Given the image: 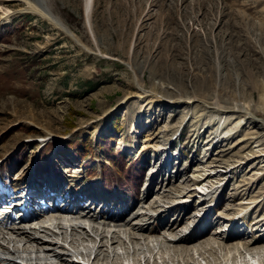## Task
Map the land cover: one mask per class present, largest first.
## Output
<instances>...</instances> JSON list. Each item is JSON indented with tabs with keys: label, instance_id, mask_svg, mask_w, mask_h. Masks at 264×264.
<instances>
[{
	"label": "rangeland",
	"instance_id": "374dc122",
	"mask_svg": "<svg viewBox=\"0 0 264 264\" xmlns=\"http://www.w3.org/2000/svg\"><path fill=\"white\" fill-rule=\"evenodd\" d=\"M30 1L0 0V188L47 186L33 162L53 143L63 200L148 224L137 243L122 236L116 264H218L228 248L239 262L236 247H264V0H91L88 18L86 0H45L60 25ZM39 215L26 227L51 228ZM71 220L48 242L82 236L67 224L92 235Z\"/></svg>",
	"mask_w": 264,
	"mask_h": 264
},
{
	"label": "bare ground",
	"instance_id": "6f19581e",
	"mask_svg": "<svg viewBox=\"0 0 264 264\" xmlns=\"http://www.w3.org/2000/svg\"><path fill=\"white\" fill-rule=\"evenodd\" d=\"M90 2L91 0H86V5H85L86 18H88L89 16L88 13H89V5L91 4ZM28 4L30 6L29 8L30 11L37 12L41 16L46 17L50 19L52 22H55L58 25H60V23L51 15V12L49 11V9L45 4V0H32L28 2ZM218 108L220 110L225 109L222 108V106H219ZM236 109H237L236 111L240 115L243 116L247 115V111H245L243 107H236ZM50 199L51 198L47 200ZM78 202H79L78 199L76 200L71 199L69 200L68 207L60 208L59 206L54 210H51L48 207H44L45 212L37 211V213L36 211H31L30 209L26 208L23 215L27 214L28 220L24 218L25 220H22L19 223V225L13 227L9 226V224L14 223L11 220V218L4 216L3 218H5L6 222L3 221V223L0 226V264H24V263L50 264L52 263V260H56L60 264H71L67 262L69 251L71 252L72 255L76 257L79 258L82 257L84 260L90 259L88 260L90 264H97L100 260H104V259L111 260L110 264H116L115 262H112L116 260V258H118L119 255L116 252L115 245L117 246L124 245L123 241H121L122 236L123 235L126 236L129 239V242L131 243L134 242L137 243L135 241L137 237L135 238L133 236L134 233L132 231L134 232H139L143 230L147 231L148 224L132 225L134 222L132 224L127 223L124 220L125 216L118 217L117 219H112L113 216L110 215L109 217H104V219L102 220L98 218H94V215L90 214V211L92 209L88 210V207H85L86 209L82 210V207L78 204ZM38 212H41V215L39 216H43V217L45 215L48 217L52 216L47 218L51 228L44 225H40L38 223L35 224L33 228L26 227L28 225L29 220L33 219V218H29L31 217L30 215L36 217V215H38ZM27 215L24 217H27ZM49 219H53V221L55 220V222L50 221ZM70 219H72L71 221L73 220L79 221L84 219L90 222L88 224L87 229H89L92 235L88 233V231H86V227L84 231V227L82 226V224H67V228L70 230L71 233L70 232L69 233L71 235L76 234V232L77 233L80 232L82 236H79L78 238L75 239L70 238L66 242L64 240V244H62L63 246L59 245V247L56 246L57 243H55L54 241L53 243L48 242L49 238L52 237L60 238L62 236L63 225L58 220L69 221ZM4 224H6V226H4ZM22 224L23 226H21ZM54 228L57 231H55ZM128 230H131L132 234L127 232ZM143 240H145V238ZM180 240H182V238H177V239L164 238L163 241L160 243L177 244ZM261 240L264 239L261 238ZM259 241H260L259 237L253 239L251 245H253L254 247L255 245H259L258 244ZM157 244L159 243L157 242ZM246 244L242 246L244 247V249L248 248L249 246L247 242ZM147 246L148 245H146V247ZM80 247L82 248V250H80ZM258 248L259 247H257V250L248 249L249 251L240 252V250L236 247L235 251L238 254L237 257H239L240 260L239 262L233 260V257L230 256L231 249L228 248V250L223 253V263H220L219 261L218 264H245V263L259 264L258 257L260 255L264 257V247L260 246V248L259 249ZM245 253L248 254L246 260H244ZM241 259H243L242 263H240L242 261ZM20 261H23L24 263ZM204 264H212V263L205 261Z\"/></svg>",
	"mask_w": 264,
	"mask_h": 264
},
{
	"label": "trees",
	"instance_id": "16d2710c",
	"mask_svg": "<svg viewBox=\"0 0 264 264\" xmlns=\"http://www.w3.org/2000/svg\"><path fill=\"white\" fill-rule=\"evenodd\" d=\"M102 138H100L99 140H98V142L96 143V145H97V147H99L100 149H101V153L103 154V155H106V156H104L105 157V159H107V160H115V157L113 156V150H109V148H108V145H106V144H104V142H102L103 140H101ZM54 144L53 143H51V144H48L47 146H45L43 149H42V154H43V156H42V158L44 157V159H45V163H44V167L46 166V159L48 158V153L50 152V150H53V148H54V146H53ZM62 145V144H61ZM70 145H67V144H64V145H62V150H60V152H61V154H64V152L66 153V152H68L72 147H69ZM72 146V145H71ZM58 150V149H57ZM78 153V152H77ZM81 153V152H80ZM83 154V153H82ZM81 154V155H82ZM102 165H104L105 166V164L104 163H102ZM89 171V174H91V170H88ZM119 173H121V172H118V174ZM116 174H117V172H116ZM117 174V176H118V178L120 179V176ZM122 177V176H121Z\"/></svg>",
	"mask_w": 264,
	"mask_h": 264
}]
</instances>
